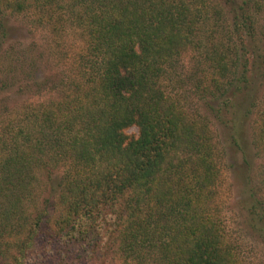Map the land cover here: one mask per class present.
<instances>
[{
    "label": "trees",
    "instance_id": "trees-1",
    "mask_svg": "<svg viewBox=\"0 0 264 264\" xmlns=\"http://www.w3.org/2000/svg\"><path fill=\"white\" fill-rule=\"evenodd\" d=\"M210 1L17 0L42 20L60 14L55 25L70 26L85 47L77 76L48 89L56 98L30 105L1 135L0 264H239L212 209L220 170L211 119L162 86L189 49L216 87L228 77L225 28L200 37ZM217 1L231 7L229 39L246 52L236 48L231 60L237 69L243 57L236 86L207 92L227 126L245 111L246 73L255 67L264 79V69L255 0ZM243 163L249 171L244 154ZM246 186L249 222L264 240V196L250 175Z\"/></svg>",
    "mask_w": 264,
    "mask_h": 264
},
{
    "label": "rangeland",
    "instance_id": "rangeland-1",
    "mask_svg": "<svg viewBox=\"0 0 264 264\" xmlns=\"http://www.w3.org/2000/svg\"><path fill=\"white\" fill-rule=\"evenodd\" d=\"M16 2L0 0V140L6 129L14 130L18 126L30 105L56 98L57 95L49 91V88L59 85L67 77L77 76V55L85 47L78 32L70 26L55 25L60 14L55 13L51 21L47 15L42 20L40 14L32 9L22 11L15 8ZM255 3L260 8L257 13ZM255 3H251L254 6L251 14H255L256 41L261 49L258 55L262 56L264 69V0H255ZM231 11V7L224 1L211 0L208 4L209 25L200 33V37L204 38L205 35L211 36L210 32H218L219 25L225 28L227 36L222 35L227 40L226 47L233 49L227 57L230 68L228 77L218 78L220 83L216 87L212 82L214 73L208 69V65L198 62L199 54L195 50L189 49L171 74L164 78L162 86L179 99L189 112L211 119L220 170L212 209L220 217L226 238L233 246L239 264H264V240L253 230L245 209L248 206L246 182L249 175L252 186L260 191L261 197L264 196V142L261 141L264 139V79L256 77L260 75V70L255 67L246 73L253 85H249L245 99H240L245 111L242 117H235L227 126L215 119V113L209 109V106L218 107L219 101L207 95L209 91L217 92L219 86H222L223 91H230L244 74L240 69L243 57H240L241 63L237 69L234 66L236 63L231 62L236 61L237 49V52L243 51L239 43L229 39L233 17ZM243 48L247 51L251 49L249 46ZM243 54L246 52L243 51ZM36 85L41 86L40 91ZM237 101L235 98L233 102L238 104ZM251 102H254L252 111ZM246 107L250 110L248 115ZM234 122L243 134L238 139L237 147L232 140L235 136ZM125 134L130 138L137 137L138 130L133 127L126 130ZM243 154L251 163L249 171L243 163ZM39 262L38 258L32 257L27 264Z\"/></svg>",
    "mask_w": 264,
    "mask_h": 264
}]
</instances>
